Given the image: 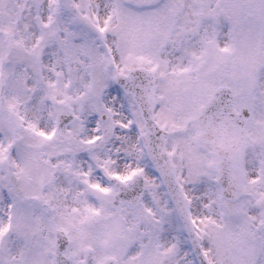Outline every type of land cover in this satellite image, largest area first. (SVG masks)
<instances>
[{
	"label": "snow or ice",
	"instance_id": "1",
	"mask_svg": "<svg viewBox=\"0 0 264 264\" xmlns=\"http://www.w3.org/2000/svg\"><path fill=\"white\" fill-rule=\"evenodd\" d=\"M0 264H264V0H0Z\"/></svg>",
	"mask_w": 264,
	"mask_h": 264
}]
</instances>
